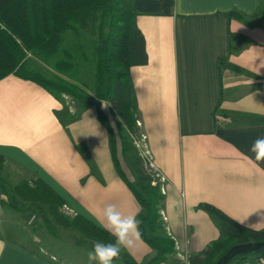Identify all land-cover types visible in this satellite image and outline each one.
<instances>
[{
	"label": "crops",
	"instance_id": "obj_1",
	"mask_svg": "<svg viewBox=\"0 0 264 264\" xmlns=\"http://www.w3.org/2000/svg\"><path fill=\"white\" fill-rule=\"evenodd\" d=\"M132 6L147 54L146 65L130 71L136 136L120 119L112 121L105 108L117 116L115 111L106 102H93L92 94L72 107L66 106L74 103L70 97H54L31 81L15 75L0 80V264H63L32 248L29 241H39L3 210L8 181V201L17 212L21 207L40 213L29 202L18 205L12 188L41 181L63 200L67 215H80L101 229V209L109 204L126 215L140 214L134 194L115 170L100 112L113 131L121 128L127 143L123 153L117 139L126 180L134 183L145 175L140 157L153 161L164 184L160 215L179 254L199 252L219 236L200 204L243 226L264 228V163L255 162L249 151L264 136V25L252 28L227 16L236 12L251 21L264 0H132ZM228 32L244 40L230 43ZM220 60L235 69H225ZM31 215L27 226L36 221ZM46 216L40 213L43 223L37 225L50 234ZM258 247L236 246L220 264ZM124 253L129 260L119 264L146 263L153 256L145 243Z\"/></svg>",
	"mask_w": 264,
	"mask_h": 264
},
{
	"label": "trees",
	"instance_id": "obj_2",
	"mask_svg": "<svg viewBox=\"0 0 264 264\" xmlns=\"http://www.w3.org/2000/svg\"><path fill=\"white\" fill-rule=\"evenodd\" d=\"M136 16L132 0H0V80L15 75L54 97L68 96L81 105L88 97L84 76L91 84L92 101L108 103L124 128L136 136L137 100L130 71L147 63ZM227 16L245 21L252 28L264 25L262 7L251 21L236 12ZM243 40V36L228 32L230 43ZM29 59L55 74L48 78L32 67ZM219 62L225 69H235L225 60ZM99 116L108 130L115 170L141 208L138 219L142 221L143 241L153 253L149 261L141 264H176L175 255L179 252L160 215L164 197L161 183L156 176L146 174L134 183L126 180L117 157V139L122 145L121 152L128 149L121 138V128L113 131L107 118L101 112ZM12 192L14 197L36 206L50 218L47 227L50 234L56 225L73 229L88 240L114 242L113 237L84 217L63 213V200L41 181L22 182ZM199 208L216 221L219 236L199 253L188 255L190 264H220L232 249L244 244L259 247L236 255L230 264H258L264 260V228L243 226L209 204H200ZM122 260H129L124 252L119 261Z\"/></svg>",
	"mask_w": 264,
	"mask_h": 264
},
{
	"label": "rangeland",
	"instance_id": "obj_3",
	"mask_svg": "<svg viewBox=\"0 0 264 264\" xmlns=\"http://www.w3.org/2000/svg\"><path fill=\"white\" fill-rule=\"evenodd\" d=\"M30 63H31V65L33 64V67L35 69L42 72L48 78H50L53 74H55L52 71H50L49 68L47 69V68L43 67L41 64H39L38 62H35V60L30 59ZM85 71H87L86 68H85ZM84 80H85V83L87 84L88 97H90V95H91V84L83 76V81ZM73 104H75V102L74 103L70 102L69 104H66V106L68 105V106L73 107ZM92 106H93V109H95L96 106L95 105H92ZM98 108L102 109V106L99 105ZM105 113L109 116V118L112 121L115 122V119L119 120V118H117V116H113L111 114L110 110H107V108H105ZM139 153H140V151L138 150V155H139ZM139 159L141 161L140 162L141 167L144 168V172H145L144 174L151 175L154 178L156 176V172L153 171V168H150L149 164L147 163V161L144 158L140 157ZM151 162L153 164V161H151ZM82 182H83V179L80 182L76 181L75 183L77 186H80V185H82ZM11 185H12V183H10V181L6 182V186H5L6 191H5V193H2V195H1L2 196L1 202H2V204H4L3 210L8 211L7 216L13 214V217L16 220H18L19 223L21 224L20 229L22 230V228H23L27 232V235L30 236L29 237L30 239H36V241H39L38 245L32 244L33 240L29 241L30 246H32V248H34L38 251L39 250L45 251L44 253L45 254L47 253V255L51 254L52 256H54V258L58 259L63 264H88L87 253H88V251L91 250L92 244L94 241L86 240L83 236H81L79 233H77L73 229H64V228H61L60 226H56V225L53 226V233L52 234H49L45 230V228H43V226L40 227L41 231H39L40 228H38L37 222L40 223V225H42V223H43L42 217H40V213L35 212L32 209L29 210L30 208H21V207H19V212H17L16 211L17 206H13L8 201L9 199H11L10 190H8ZM161 187H164V184H161ZM16 199L18 200V203H19L18 205H24L25 204L24 201H22L21 199H19V198H16ZM163 200H164V197H163ZM26 204H28V203H26ZM62 212L65 213L63 208H62ZM31 213H32V215H31ZM28 215H31L32 218L36 219V221L34 222V224L32 226L26 225V222L28 221L27 217H29ZM69 216H72V215L69 214ZM46 217L50 221V218L48 216H46ZM210 219L214 223V224L213 223L212 224L215 225L216 228L218 229V225H217L216 221L212 218H210ZM218 233H219V229H218ZM45 238H49L48 244H47ZM205 247H203L201 249V251ZM199 252H196V253H199ZM196 253H192V255L196 254ZM175 260L177 262L176 264L182 263V260L180 259L179 254L175 255ZM94 264H95V262H94ZM114 264H119V263L114 262ZM163 264H168V263H163ZM261 264H264V260H261Z\"/></svg>",
	"mask_w": 264,
	"mask_h": 264
},
{
	"label": "clouds",
	"instance_id": "obj_4",
	"mask_svg": "<svg viewBox=\"0 0 264 264\" xmlns=\"http://www.w3.org/2000/svg\"><path fill=\"white\" fill-rule=\"evenodd\" d=\"M249 151L253 153L255 162L264 163V136L257 137ZM72 211L75 212V209ZM138 215V212L126 215L114 204L102 208L101 227L113 237L114 242L94 241L91 250L87 253L88 264H94V262L95 264H114L120 260L123 252H131L138 245L143 244L142 221L138 219ZM180 259L183 264H190V258L187 255H181Z\"/></svg>",
	"mask_w": 264,
	"mask_h": 264
},
{
	"label": "built area",
	"instance_id": "obj_5",
	"mask_svg": "<svg viewBox=\"0 0 264 264\" xmlns=\"http://www.w3.org/2000/svg\"><path fill=\"white\" fill-rule=\"evenodd\" d=\"M150 168H153V165L152 164H149ZM163 192V191H162ZM182 255H186V254H182ZM179 256H181V254H179ZM188 256V255H187ZM182 264H183V261H182Z\"/></svg>",
	"mask_w": 264,
	"mask_h": 264
}]
</instances>
